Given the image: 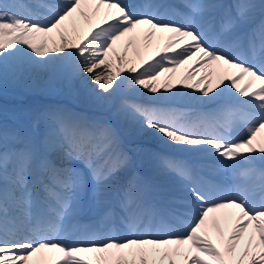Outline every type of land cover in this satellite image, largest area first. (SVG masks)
Returning <instances> with one entry per match:
<instances>
[{
	"label": "snow or ice",
	"instance_id": "snow-or-ice-1",
	"mask_svg": "<svg viewBox=\"0 0 264 264\" xmlns=\"http://www.w3.org/2000/svg\"><path fill=\"white\" fill-rule=\"evenodd\" d=\"M18 7L0 2V76L71 63L69 83L90 98L122 94L115 114L130 130L212 161L233 183L206 185L158 157L184 182L176 192L154 196L139 178L120 186L129 157L111 124L47 114L38 144L0 132V264H264V0H181L182 11L162 0H38L43 19ZM228 96L235 103L196 119L164 103ZM86 200L103 210L90 223Z\"/></svg>",
	"mask_w": 264,
	"mask_h": 264
},
{
	"label": "rangeland",
	"instance_id": "rangeland-1",
	"mask_svg": "<svg viewBox=\"0 0 264 264\" xmlns=\"http://www.w3.org/2000/svg\"><path fill=\"white\" fill-rule=\"evenodd\" d=\"M0 2H3V0H0ZM8 2L16 3L19 6L18 10L20 6H22L26 14L32 12L33 15H37L41 19L48 15L45 9L38 7V0H8ZM131 56L132 53L129 52V57L131 58ZM63 66L66 67V65ZM71 74V63L67 65V68H65V70H60L59 73L54 74L46 71L37 73L36 77L34 78L37 80L36 83L40 85L41 91H43V93L28 101H24V95L26 92H23V89L21 87H15V79L13 77L7 76V78H4L0 76V93H2L4 96H13L12 98L18 97L21 99L20 102L14 104L7 103L6 100H0V132H15L21 136H24L18 126L19 123L15 125V122H19L20 120H23L25 122V119L28 120V122H26L27 124L38 123L40 127H44L45 129L46 115L54 112H64L80 117L82 115L80 109L71 101L72 99H74L78 103L86 106V116L88 121H100L109 123V118L107 115L109 114V110H112L110 113L111 115H113V119L111 118L110 120H113L114 124H112L111 126L115 130V133L120 140L118 131H124V127H126L127 125L115 114L120 99L116 101L113 107H110L108 101H96L92 98H84V94L86 96L88 95L81 89L79 80H72L71 84L69 83ZM60 91L65 92L66 97L65 100L63 99V101L66 102L57 103L54 101L56 100V95ZM100 103L102 105H100ZM92 109H94V111ZM44 129H42V132H44ZM128 131L130 132L129 141L139 136V133L134 130L129 129ZM133 132L137 133V135H135ZM147 132L151 133V131H146V133ZM132 135L134 136L133 139L131 138ZM139 141L140 139L136 138L134 140L135 145H140ZM119 142L121 145V141ZM135 150L136 155L139 156L144 152V147H136ZM158 162L159 161H155V167L151 168V171L161 172L166 170L163 168H157Z\"/></svg>",
	"mask_w": 264,
	"mask_h": 264
},
{
	"label": "bare ground",
	"instance_id": "bare-ground-1",
	"mask_svg": "<svg viewBox=\"0 0 264 264\" xmlns=\"http://www.w3.org/2000/svg\"><path fill=\"white\" fill-rule=\"evenodd\" d=\"M168 0H162V2L167 3ZM20 12H22L23 14H25L24 11L19 10ZM29 14H32L29 13ZM135 46V45H134ZM70 63H66V67H62L61 70H65V68H67V65H69ZM188 65L184 66L183 68L180 69V72L183 73L186 69H187ZM37 73H28V72H24L18 75H12L9 74L8 76H12L15 78V83L18 84H23V89L26 91V97L29 98H35L37 95H40L43 93V91H41V87L40 85H38L37 80L34 78L36 77ZM37 84V85H36ZM66 97L65 92L64 91H60L57 95H56V99L59 101H62V99H64ZM87 98V97H85ZM90 98V97H89ZM91 99V98H90ZM116 98L112 101H108L110 103V106H112L115 102ZM167 102V101H165ZM164 102V103H165ZM72 103H74L76 106H80L79 104H76V102L74 101V99L72 100ZM192 103V102H190ZM21 128L23 129L24 135L26 137L30 136L33 138V140L38 144L39 143V135L42 132V129L38 127L37 124L35 123H31V124H21Z\"/></svg>",
	"mask_w": 264,
	"mask_h": 264
}]
</instances>
